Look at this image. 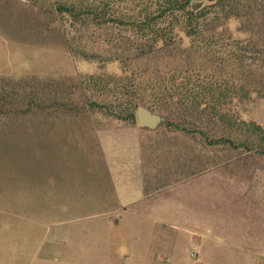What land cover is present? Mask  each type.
I'll use <instances>...</instances> for the list:
<instances>
[{
	"label": "rangeland",
	"instance_id": "obj_1",
	"mask_svg": "<svg viewBox=\"0 0 264 264\" xmlns=\"http://www.w3.org/2000/svg\"><path fill=\"white\" fill-rule=\"evenodd\" d=\"M91 1L0 0V264H32L53 217L97 210L82 201L108 185L104 149L132 128L150 179L194 181L213 209L264 230V0L211 7L207 41L167 20L174 40L156 50L108 20L131 2L97 0L95 20ZM72 2L77 20L57 11ZM142 101L157 128L138 126Z\"/></svg>",
	"mask_w": 264,
	"mask_h": 264
},
{
	"label": "crops",
	"instance_id": "obj_2",
	"mask_svg": "<svg viewBox=\"0 0 264 264\" xmlns=\"http://www.w3.org/2000/svg\"><path fill=\"white\" fill-rule=\"evenodd\" d=\"M142 136L132 128L110 137L108 185L82 201L97 210L53 217L31 263L264 264L263 229L213 209L194 181L149 178Z\"/></svg>",
	"mask_w": 264,
	"mask_h": 264
},
{
	"label": "trees",
	"instance_id": "obj_3",
	"mask_svg": "<svg viewBox=\"0 0 264 264\" xmlns=\"http://www.w3.org/2000/svg\"><path fill=\"white\" fill-rule=\"evenodd\" d=\"M123 1L131 2L134 8L129 10V13L125 15L110 14L108 20L118 25L129 26L135 36L138 34L149 36L150 48L151 50H156L157 48L170 45L174 40L173 34H163L164 29L162 26L167 20L169 22L176 21L178 26L183 28V33L187 37H191L194 40L202 39L207 41L209 39V31L203 27L199 29V24L203 21L202 18L206 19L209 16L211 7H214V5H217L222 0H215V3L211 4L210 2L214 0H148L150 2H148L147 7L141 10H138V6L144 5L145 0H117V2L120 3ZM167 2H171L172 5L165 7L164 4ZM97 5V0H92L90 4L86 5V12L92 14L95 20L99 18L98 11L100 7ZM57 11L66 13L76 20L83 14L80 3L76 2H72L71 4H60ZM221 26L223 27V24H221L220 27ZM142 104L147 106V102L142 101ZM148 107L151 108L150 106Z\"/></svg>",
	"mask_w": 264,
	"mask_h": 264
},
{
	"label": "water",
	"instance_id": "obj_4",
	"mask_svg": "<svg viewBox=\"0 0 264 264\" xmlns=\"http://www.w3.org/2000/svg\"><path fill=\"white\" fill-rule=\"evenodd\" d=\"M137 122L140 128L155 129L162 122V118L147 107L139 106L137 109Z\"/></svg>",
	"mask_w": 264,
	"mask_h": 264
}]
</instances>
